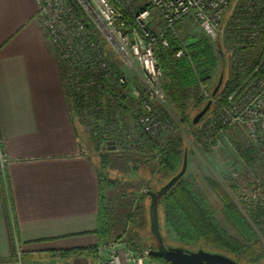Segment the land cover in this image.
Here are the masks:
<instances>
[{
    "label": "crops",
    "instance_id": "crops-1",
    "mask_svg": "<svg viewBox=\"0 0 264 264\" xmlns=\"http://www.w3.org/2000/svg\"><path fill=\"white\" fill-rule=\"evenodd\" d=\"M36 12L35 0H0V264H95L124 216L106 193L99 243V160L82 151L90 139Z\"/></svg>",
    "mask_w": 264,
    "mask_h": 264
},
{
    "label": "built area",
    "instance_id": "built-area-1",
    "mask_svg": "<svg viewBox=\"0 0 264 264\" xmlns=\"http://www.w3.org/2000/svg\"><path fill=\"white\" fill-rule=\"evenodd\" d=\"M35 1L36 18L61 65L65 95L69 107L72 106L70 111L86 121L95 147L100 150L106 147V151L108 134L117 136L115 148L130 142L139 145L140 139L124 123L122 97L109 88L111 84L122 87L125 77L111 66L96 33L138 73L145 89L142 93L133 91L134 126L138 135L154 139L170 130L174 122L165 108L153 104L165 102L167 97L154 53L161 36L151 35L145 25L151 10L162 22L164 31L172 30L188 16L211 40L220 38L225 42L228 66L234 78L248 65L244 49L258 43L264 28V0H147V6L137 11L129 7V0H74L82 14L66 0ZM125 10L136 23L129 29L125 28ZM84 18L91 23L92 30L87 28ZM161 44L166 46V40L162 39ZM185 52L183 46L175 56ZM199 87L203 99L215 101L207 89ZM236 126L244 130L253 146L260 147L264 156V53L242 85L227 96L224 106L210 114L196 134L200 136L205 130L219 134ZM82 151L87 153L85 149ZM144 254L121 248L117 242H106L97 248L95 264H145Z\"/></svg>",
    "mask_w": 264,
    "mask_h": 264
},
{
    "label": "rangeland",
    "instance_id": "rangeland-1",
    "mask_svg": "<svg viewBox=\"0 0 264 264\" xmlns=\"http://www.w3.org/2000/svg\"><path fill=\"white\" fill-rule=\"evenodd\" d=\"M129 1V7L135 11L142 10L147 6V0ZM145 25L154 37L162 36L166 32L162 22L152 10L145 20ZM169 32L181 40L182 47H187L188 44L198 38L204 37L211 45L214 54L218 55L219 49L221 52L223 51V59H217V67L211 74L207 91L210 92L219 79L221 80L220 84H222L228 77H231L228 66V46L220 38L211 40L188 16L178 21ZM95 36L101 42L111 66L125 77V84L122 87L111 84L109 88H112L110 91L123 97L124 123L133 135L138 137V131L135 129L132 117L136 102L133 91L137 90L142 93L145 89L144 84L138 73L129 68L110 49L107 43H104L98 33ZM185 51L187 52L188 49L185 48ZM249 57L251 58L250 53H248L247 58ZM197 92H200L198 86L191 87L187 92L184 120L169 99L166 98L165 102L162 103L153 102L156 107L165 108L172 122H174L170 130L164 134H158L153 140L156 144L161 145L172 138L181 139V162L184 150L187 151V165L182 179L192 181L195 187L207 198L209 209L221 226L230 235L242 239L235 227L224 218L222 201L210 181L226 194L254 232L253 238L246 241L247 251L240 255L238 260L242 264H264V221L254 217V211L264 207V156L260 147L253 146L246 137L244 130L238 126L226 128L219 134L205 130L200 136L197 135L196 130L208 120L210 114L215 110L211 102L209 111L195 126H192L194 114L208 100L203 99L205 101L202 104H197L195 101ZM70 107L72 109L71 105ZM73 117L90 139L89 146L84 149L97 157L99 160L98 170L108 179L117 181V185L107 188L105 194L107 193L110 199L113 197L118 199L116 202L124 219L120 223L114 224L106 242H117L119 247H128L137 254H144L146 250L155 249L156 241L149 230L148 207L150 197L146 194V190L149 187L158 190L177 170L172 173L164 171L158 163L157 154L152 152L149 145L141 147V143L136 145L130 142L125 146L116 147L113 151H106V147H101L102 150H100L99 147H95L86 121L75 115ZM109 123L110 121H107V124ZM106 137L113 141L117 138L116 135L110 134ZM102 155H106L108 158L105 164L100 163ZM140 155L144 157L142 163L136 161ZM181 162L178 168H180ZM161 209L162 205L159 206L160 216ZM160 225L165 244L186 247L190 250L198 248L194 242H181L175 232L162 221H160ZM212 247L214 246H206L208 249H212ZM144 255L145 264H161L159 261L152 260L149 253Z\"/></svg>",
    "mask_w": 264,
    "mask_h": 264
},
{
    "label": "trees",
    "instance_id": "trees-1",
    "mask_svg": "<svg viewBox=\"0 0 264 264\" xmlns=\"http://www.w3.org/2000/svg\"><path fill=\"white\" fill-rule=\"evenodd\" d=\"M66 1L82 14V11L74 0ZM124 15L125 28L129 29L134 27L136 23L130 13L125 10ZM84 19L87 28L92 30L91 23L87 18ZM162 39L166 40V46L161 44ZM180 48H182L181 40L169 31H166L157 39L154 53L162 70L163 91L170 103L181 114L182 120H184L186 107L185 99L188 90L193 86H203L205 89L207 88L211 80V74L217 67V59H223V51L221 52L219 49L218 55L214 54L211 45L204 37H200L196 41L188 44L187 47H185L188 51L184 53V55L176 57L175 53ZM244 51L247 54H251V58H248V65L246 68L242 69L235 78L232 76L228 77L220 84L213 96L215 101L212 102V105L215 109H219L226 104L227 96L242 85L253 68V65L258 63L263 57L264 28L258 43L255 46H247ZM209 93L211 94V90ZM195 101L197 104H202V102L205 101L202 98L201 92L195 94ZM138 138L140 139L141 147L149 145L152 152L157 154L158 163L164 171L172 173L179 170L178 167L181 162V139L172 138L160 145L156 144L153 139L145 135L139 134ZM107 159L106 155H102L100 163L105 164ZM136 161L142 163L144 157L140 155ZM97 172L99 178V211L96 232L99 235V243H102L109 234L106 222L107 208L105 206V192L107 188L115 187L117 181L108 179L100 170H97ZM210 182L222 201L224 218L235 227L242 239L230 235L221 226L213 212L209 209L205 195L195 187L192 181L182 178L166 193L160 196L158 212L160 205H162V209L161 216L159 214V224L160 221H162V223L169 226L181 242H194L197 244L198 248L210 252L223 253L241 263L238 257L247 251L246 241L253 238L254 232L245 218L236 209L235 205L228 199L226 194L221 192L215 183L212 181ZM148 190L156 191V189L152 187H149ZM254 217L264 221V207H261L258 211H254ZM210 245L214 247H212V249L206 248V246ZM131 248L135 249V247L132 246ZM94 249L95 247L78 248L72 250L70 253L79 256L88 252H94ZM149 256L152 260L162 263L161 257L154 255Z\"/></svg>",
    "mask_w": 264,
    "mask_h": 264
},
{
    "label": "water",
    "instance_id": "water-1",
    "mask_svg": "<svg viewBox=\"0 0 264 264\" xmlns=\"http://www.w3.org/2000/svg\"><path fill=\"white\" fill-rule=\"evenodd\" d=\"M220 82L221 80L219 79L218 83L211 90L212 97L218 90ZM211 102L212 100L208 99L204 106L194 114L192 118L193 125H196L204 117L210 108ZM107 150H115V144L113 140L107 141ZM186 165L187 151L185 149L179 170L173 174L163 185H161L158 190H146V194L150 197L148 207L149 230L156 241V248L149 249L148 253L150 255L161 257V264H241L223 253L210 252L202 248L190 250L186 247L169 246L164 243L159 224V198L182 178L186 170Z\"/></svg>",
    "mask_w": 264,
    "mask_h": 264
}]
</instances>
